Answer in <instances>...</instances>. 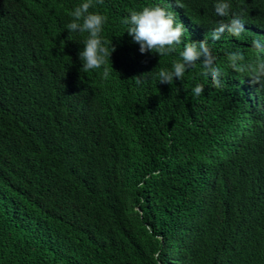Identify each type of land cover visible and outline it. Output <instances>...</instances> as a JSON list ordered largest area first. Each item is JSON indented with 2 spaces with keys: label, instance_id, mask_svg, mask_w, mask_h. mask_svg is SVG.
<instances>
[{
  "label": "trees",
  "instance_id": "16d2710c",
  "mask_svg": "<svg viewBox=\"0 0 264 264\" xmlns=\"http://www.w3.org/2000/svg\"><path fill=\"white\" fill-rule=\"evenodd\" d=\"M83 2L0 0V264H264V86L249 77L264 0H227L224 17L218 0H92L107 77L83 70L87 33L66 29ZM155 4L185 26L169 55L127 32ZM234 15L245 31L213 40ZM205 38L220 87L203 57L159 82Z\"/></svg>",
  "mask_w": 264,
  "mask_h": 264
},
{
  "label": "clouds",
  "instance_id": "9594fccd",
  "mask_svg": "<svg viewBox=\"0 0 264 264\" xmlns=\"http://www.w3.org/2000/svg\"><path fill=\"white\" fill-rule=\"evenodd\" d=\"M92 0H84L69 14L71 22L66 25V29L81 34L87 33L86 39L83 41L84 47L79 52L82 68L85 72L103 67V75H109L107 58L111 57L115 50L111 46H106L107 42L102 36L104 25L108 18L100 12H91ZM182 7V5L178 4ZM229 3L227 0H218L215 5V12L218 16L224 17L229 11ZM125 23L130 25L127 31L133 37L134 42L140 45L139 51L147 53L149 51L158 53L160 56L169 55L176 50V46L182 42L185 26L178 23L175 14L165 7L155 4L144 6L141 10H133L126 18ZM245 22L238 16L227 23H219L211 33L213 40H219L225 32L239 37L245 31ZM253 47L257 50L262 49L259 40L253 41ZM181 59L172 64L170 70L162 69L158 72L160 83L172 84L173 80H182L185 72L195 65L197 60L203 57V65L210 74L212 83L215 87L221 86L220 76L221 69L215 65V58L208 47L207 38L203 41H192L185 45L180 53ZM229 61L234 69L241 70L237 67V61H243L244 56L241 53H229ZM251 82L264 86V62L258 63L251 67ZM139 82V81H138ZM203 86L197 85L193 91L199 96L203 92Z\"/></svg>",
  "mask_w": 264,
  "mask_h": 264
}]
</instances>
